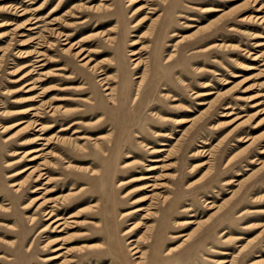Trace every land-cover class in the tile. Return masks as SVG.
<instances>
[{"label":"rangeland","instance_id":"rangeland-1","mask_svg":"<svg viewBox=\"0 0 264 264\" xmlns=\"http://www.w3.org/2000/svg\"><path fill=\"white\" fill-rule=\"evenodd\" d=\"M141 261L264 264V0H0V264Z\"/></svg>","mask_w":264,"mask_h":264},{"label":"bare ground","instance_id":"bare-ground-1","mask_svg":"<svg viewBox=\"0 0 264 264\" xmlns=\"http://www.w3.org/2000/svg\"><path fill=\"white\" fill-rule=\"evenodd\" d=\"M142 8H148L146 5H144V6H142ZM212 10H214V11H216V10H218V9H212ZM260 10V9H259ZM28 11H24V13H27ZM24 13H22V14H24ZM256 17L259 19V20H263V17L260 15V14H258V15H256ZM241 20H245V19H241ZM26 22V24L25 25H30V27L28 28V30H30V31H33L34 29H36V28H38V26H35L34 24H35V22L34 23H31L32 21H29V20H27V21H25ZM24 36V35H23ZM83 39H81V41H82ZM138 41H133V42H131V45H134V44H136ZM263 43H259L258 45H262ZM131 52H130V55L131 56H136L137 55V57H135V58H132V61H134L135 62V65H134V67L135 68H138L140 65H142L143 64V62H142V60L140 59V57H138V55L140 54V51L139 50H135V49H131L130 50ZM33 54H36L35 55V59H34V62L31 64V65H25L24 67H22V68H24V70H26L27 69V71L21 76V80H25L26 78H28V79H30V78H32L33 77V75H32V77H31V74H35L36 73V70H39V69H42L44 66H46V63L45 62H43L45 59L44 58H42L43 56H44V52L42 51V50H38V51H34V52H32L31 53V55H33ZM83 55V53L81 52V51H79V52H77L76 53V56L77 57H82L80 60L81 61H84L86 58H87V55L86 56H82ZM53 62V61H52ZM89 64H90V62H89V60L88 61H85L84 63H83V66H87V67H89ZM96 68V65H94V66H91L90 67V69L92 70V69H95ZM57 70H65V68L64 67H60V68H58ZM23 71V70H22ZM44 74V73H43ZM65 74H63V73H59V74H56V76H61V77H63V78H65V79H71L72 78V76H64ZM30 76V77H29ZM47 77H49L50 76V74H48V75H46ZM55 76V75H54ZM51 77V76H50ZM19 79V80H20ZM42 80V78H38V79H36L35 81H31V82H28V83H26V87H29L28 88V91H30V90H33L34 88H36V85L37 84H35L34 82H40ZM100 80H102V83L104 84V85H106V89H109L110 87L109 86H107V81H106V78L105 77H102V78H100ZM76 90L77 88L75 87V86H62V87H58V86H55V85H53L52 87H50V91H52V90H59V91H62V92H68V91H70V90ZM209 94H212L211 92H209V91H207V92H204V93H202V96H206V95H209ZM169 95H167V97H168ZM32 99H30V100H33L34 99V97H31ZM55 100H60V101H73V100H76V98H73L72 96H68V95H62V96H58L57 97V99H55ZM204 104V103H203ZM61 106V105H60ZM42 109H41V107H39V106H36V105H31L28 109H25V110H18V111H12V112H8L9 114H14V115H19V114H24V113H28L29 115L32 113L33 114V117H35V120H34V122H33V124L35 125V127H37V131H39V130H41V131H46V125H43L42 124V122H39V119L38 118H36V117H40V115L42 114V111H41ZM54 110V108L53 109H50V112H51V114H50V116H55L57 113H56V109H55V111H53ZM77 110V108H74V109H70V108H65V110L64 111H67V112H74V111H76ZM161 116V115H160ZM161 117H163V116H161ZM165 120H167L168 118L167 117H163ZM192 119H181V120H178V122H186V121H191ZM52 126V125H51ZM38 127H41L40 129L38 128ZM65 129H67V128H64L63 130H65ZM63 135V134H62ZM159 135H163V134H161V133H159ZM163 136H166V135H163ZM79 138H84V137H79ZM44 139H46V136L44 135V132L40 135V136H38L37 137V139L36 140H44ZM47 140V142L45 143L46 145H49L50 143H51V140H48V139H46ZM34 142H37V141H32V142H30V143H34ZM29 143V142H28ZM28 143H26V142H23V143H21V144H28ZM148 148H151V147H148ZM42 149H45V148H35V149H31V150H28V152H27V154H32V153H34V152H39L40 150H42ZM167 149L166 148H159V149H153V151H151V153H159V152H163V151H166ZM41 157V155H35V156H32L31 158H29L28 160L29 161H32V162H34V161H36L37 159H39ZM159 159H153V161H158ZM139 161H133V162H131V163H127L126 165H124V167L125 166H131V165H134V164H137ZM29 168H31V167H27V168H24V169H22V170H20V171H18L17 173H15L14 175H17V174H21V173H23V172H26ZM158 168V166H151L150 168H149V170H155V169H157ZM32 172H38V170H36V169H34ZM43 174H46V173H41V174H39L38 175V179L37 180H39V179H41L42 178V175ZM152 177H154V175L153 174H150V175H144V176H140V177H135V178H133V179H131V181H140V180H143V179H150V178H152ZM148 187H153V188H156L157 186L156 185H153V184H151V183H145L143 186H137L135 189H134V191H141V190H144V189H147ZM146 198L147 197H140V198H136L135 199V201H134V203H139V202H141V201H144V200H146ZM138 210H142V207L141 208H138L136 211H138ZM128 214V213H127ZM47 215H48V217H47V219H50V218H52V216L54 215V210L52 209V210H48L47 211ZM51 223L52 224H55V223H57V225L59 226V227H61V226H64V225H66L68 222H66V221H64L63 222V218L62 217H57L56 219H54V220H52L51 221ZM61 231L63 230V229H60ZM92 247H96V248H100V247H102L101 245H91ZM61 247H59V248H57L56 250H58V249H60ZM132 250H134V253L133 254H137V253H139L140 252V250L138 249V247L137 246H133L132 247ZM60 255H57V256H54V257H51V258H58ZM141 258H143V257H141ZM143 261H141V262H139V264H143L142 263Z\"/></svg>","mask_w":264,"mask_h":264}]
</instances>
